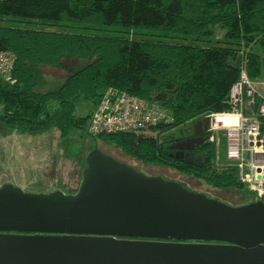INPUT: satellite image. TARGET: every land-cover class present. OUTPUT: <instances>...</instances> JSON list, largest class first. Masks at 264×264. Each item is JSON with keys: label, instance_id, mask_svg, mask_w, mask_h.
I'll return each mask as SVG.
<instances>
[{"label": "trees", "instance_id": "16d2710c", "mask_svg": "<svg viewBox=\"0 0 264 264\" xmlns=\"http://www.w3.org/2000/svg\"><path fill=\"white\" fill-rule=\"evenodd\" d=\"M0 10L51 17H0V56H14L11 78L23 86L0 84V135L15 127L24 135L60 129L88 134L111 89L156 107L165 119L141 131L99 134L97 148L105 144L144 165L264 202V195L242 182L248 170L238 168L227 135L217 143L207 128L200 134L194 130L203 117L211 121L233 111L232 90L244 70L250 80H264V0H0ZM217 29L225 32L223 43L214 41ZM80 58L82 66L75 63ZM49 69L67 73L52 90L46 89ZM81 73L80 98L90 109L75 117ZM244 102H253L264 134L257 99ZM194 137L200 143L193 148L174 147Z\"/></svg>", "mask_w": 264, "mask_h": 264}, {"label": "water", "instance_id": "95a60500", "mask_svg": "<svg viewBox=\"0 0 264 264\" xmlns=\"http://www.w3.org/2000/svg\"><path fill=\"white\" fill-rule=\"evenodd\" d=\"M0 264H264V202L228 206L96 149L75 195L0 189Z\"/></svg>", "mask_w": 264, "mask_h": 264}, {"label": "built area", "instance_id": "2783aa9c", "mask_svg": "<svg viewBox=\"0 0 264 264\" xmlns=\"http://www.w3.org/2000/svg\"><path fill=\"white\" fill-rule=\"evenodd\" d=\"M14 56H0V84L22 90L21 84L11 78L14 71ZM257 99V116L264 117V80L251 81L246 71L240 82L232 90L234 109L232 112L216 115L211 118L213 127L226 128L234 134L231 156L238 168L247 174L242 182L250 186L257 195H264V134H260V126L252 123L253 102L246 105L244 99ZM165 114L156 107H150L125 93L108 90L93 114L88 134L66 129L42 131L24 135L15 127L9 133L0 135V145L11 146L22 141L27 147V158L8 169L0 160V189L10 180H16L27 188V193H54L75 195L80 188L82 175L86 168V159L95 150V136L99 134L125 133L141 131L162 122ZM58 134H64L61 141L56 142ZM260 137L258 140L257 138ZM215 139V138H214ZM212 137L210 140L213 142ZM250 159V164H249ZM24 163V165L22 164ZM67 170V173H65ZM6 173L10 175L6 176Z\"/></svg>", "mask_w": 264, "mask_h": 264}, {"label": "rangeland", "instance_id": "374dc122", "mask_svg": "<svg viewBox=\"0 0 264 264\" xmlns=\"http://www.w3.org/2000/svg\"><path fill=\"white\" fill-rule=\"evenodd\" d=\"M17 17V18H22V19H26V20H50L51 17L50 16H41L39 14H35V13H26V12H10V11H3L0 10V17ZM131 28L136 29L138 28V26H133L130 25ZM143 30H152V31H161V28L158 27H151V26H145V27H139ZM216 37L214 38V41L217 43H223L225 41V32L221 29H217L216 30ZM84 41L87 40V36L83 37ZM83 47H86L85 42H83ZM82 53H85V50H82ZM84 58V57H83ZM81 60H79V62H75L78 65H81L84 63L82 61H84L82 58H80ZM75 63H66L65 65L68 67H74L77 65H73ZM79 67V66H77ZM45 74H46V78H47V86L46 89L47 90H52V89H56L58 87H60L63 82L66 79L67 73L63 72V71H57V70H45ZM83 74H80V77H78L77 83H76V94H75V101L73 104V109H74V115L75 117H80L83 115H86L90 109V106L85 103V101H83L80 98V92H81V84H82V79H83ZM257 81H262V80H257ZM23 87V86H22ZM223 124L219 123L218 124V128L213 127V123L209 120L208 117H203L198 121V124L194 127V130L197 134L202 133L206 128H207V132L209 137L212 139H214L213 142H219L220 141V137L221 135H227L229 141L231 142V146L232 149L234 151L233 146L235 147V142L234 145L232 144V139H234V134H231L229 131L226 130V128L221 127ZM187 128H185L184 130H186ZM69 130V129H66ZM183 130V129H182ZM71 131V130H69ZM180 132V130L178 131V133ZM187 132V131H185ZM191 131H188L187 134H190ZM171 136V135H170ZM152 137H156V135L152 136ZM217 137V140H216ZM193 140L191 141H185L182 142L181 144H177L174 147L176 149H190L193 148V146H196V144L200 143V140H196V137L191 138ZM8 146V145H7ZM98 149L100 150L104 155L112 158L113 160L122 163L132 169H134L137 173H140L142 175H144L145 177L148 178H157L160 177L164 182H173V183H179L183 188H185L186 190L196 193V194H203L206 197H208L209 199L215 200L219 203L228 205V206H232V207H240V206H244V205H248L251 203H255L258 200H256L257 196L255 197H250L249 195H247L244 192L241 191H236L233 189L230 190H215L211 187H209L208 185H206L203 182H199L191 177H187L184 175L179 174L178 172L168 169V168H163V167H151V166H147L144 165L142 163L137 162L136 160L125 156L122 151L105 145V144H98V148L96 145L95 150ZM176 151V150H175ZM234 155L232 153V157L234 159ZM186 158L190 161H198V159L196 157H194L193 155H185ZM249 164H250V159H249ZM65 173H67V170H65ZM250 188V186H249ZM251 189V188H250Z\"/></svg>", "mask_w": 264, "mask_h": 264}, {"label": "bare ground", "instance_id": "6f19581e", "mask_svg": "<svg viewBox=\"0 0 264 264\" xmlns=\"http://www.w3.org/2000/svg\"><path fill=\"white\" fill-rule=\"evenodd\" d=\"M251 114L252 115L249 117L251 122L256 123L260 126L259 120L255 116L253 111ZM262 118H264V117H262ZM260 134H261V132H260ZM261 135H263V134H261ZM62 136H64V134H58L57 138H55V139L53 138V140H55V143L61 141ZM216 140H217V137H216ZM29 146L28 145L26 146L25 144H23L22 141H18L17 144H12L11 146L0 145V160H4V162H3L4 163L3 166L5 167L4 169L6 171L8 169H10L15 164V162L20 160V158L26 159L28 152L25 153V151L28 150L27 147H29ZM22 164L24 165V163H22ZM6 176L9 177L10 175H8V173H6ZM9 183H11L14 187H16L17 189H19L23 192L27 191V188L24 187L23 185H20L16 180H10Z\"/></svg>", "mask_w": 264, "mask_h": 264}]
</instances>
